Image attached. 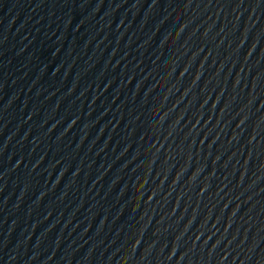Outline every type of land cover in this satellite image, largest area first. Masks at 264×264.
I'll return each instance as SVG.
<instances>
[{
    "label": "water",
    "instance_id": "1",
    "mask_svg": "<svg viewBox=\"0 0 264 264\" xmlns=\"http://www.w3.org/2000/svg\"><path fill=\"white\" fill-rule=\"evenodd\" d=\"M0 264H264V0H0Z\"/></svg>",
    "mask_w": 264,
    "mask_h": 264
}]
</instances>
